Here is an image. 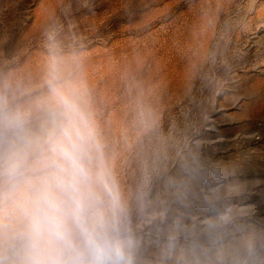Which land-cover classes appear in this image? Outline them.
<instances>
[{
  "label": "rangeland",
  "instance_id": "1",
  "mask_svg": "<svg viewBox=\"0 0 264 264\" xmlns=\"http://www.w3.org/2000/svg\"><path fill=\"white\" fill-rule=\"evenodd\" d=\"M53 49L81 83L131 264H171L166 233L232 210L252 215L195 253L264 264V0H0V88L41 94ZM254 223L224 249L222 231Z\"/></svg>",
  "mask_w": 264,
  "mask_h": 264
},
{
  "label": "clouds",
  "instance_id": "2",
  "mask_svg": "<svg viewBox=\"0 0 264 264\" xmlns=\"http://www.w3.org/2000/svg\"><path fill=\"white\" fill-rule=\"evenodd\" d=\"M70 65L53 49L41 94L21 100L0 88V264H131L113 179Z\"/></svg>",
  "mask_w": 264,
  "mask_h": 264
},
{
  "label": "bare ground",
  "instance_id": "3",
  "mask_svg": "<svg viewBox=\"0 0 264 264\" xmlns=\"http://www.w3.org/2000/svg\"><path fill=\"white\" fill-rule=\"evenodd\" d=\"M234 212H236V211H234ZM234 212L232 210V212H230V214L226 218H224L223 221L219 220L221 223H215L212 220H211L212 222H210V221L209 222H204L203 228L198 229L196 231L193 230L194 232H190V231L186 230L185 228H182V227L179 228L178 227V230L176 232H168V233H166V235H168L170 237V241L167 242L165 245H168L170 247L168 249H164V250L162 249L163 259L171 260V264H202V263H204V259L200 258L195 253V250L199 249L200 251L201 250L210 251V247H202V246L192 247V245L190 244V241L193 240V239L194 240H196V239L199 240V237H200L201 234L202 235L203 234L204 235L205 234H211L212 235V233H214V232H219L221 230H225L233 222V220L237 219L238 217H240V219H238V222H236V223L239 224L240 222H247V220H249L250 216L252 215L251 214L252 212L251 213H234ZM248 216H249V218H248ZM246 217H247V219H246ZM192 221H193V223L199 222V220L197 221L196 218L192 219ZM203 221H205V220H203ZM254 225H255V223H254ZM254 225L253 226L251 225V226H246V227H240L237 231H236L235 228H233L235 230V232H233V233H231L230 230H227L226 233L222 231V233H220L219 237L222 238V239L223 238L224 239L228 238V242L224 246V249H226V250L231 249V248L233 249V247H238L245 240L252 239V237H254V233H253L254 232V228H257V229L259 228V227H256V225L255 226ZM235 226H237V225H235ZM229 229H232V227H230ZM259 234L261 235V233H259ZM257 237H258V235H257ZM254 238H256V237H254ZM176 241L179 242V243H177ZM186 246H188L190 248H188V249L186 248L185 249L184 247H186ZM208 253L210 254V252H208ZM160 257H161V255H160ZM217 259L218 258H214V260H217ZM167 264H169V263H167Z\"/></svg>",
  "mask_w": 264,
  "mask_h": 264
}]
</instances>
